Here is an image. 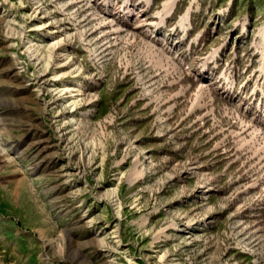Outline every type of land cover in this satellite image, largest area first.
I'll return each instance as SVG.
<instances>
[{
    "label": "rangeland",
    "instance_id": "1",
    "mask_svg": "<svg viewBox=\"0 0 264 264\" xmlns=\"http://www.w3.org/2000/svg\"><path fill=\"white\" fill-rule=\"evenodd\" d=\"M0 264H264V0H0Z\"/></svg>",
    "mask_w": 264,
    "mask_h": 264
}]
</instances>
